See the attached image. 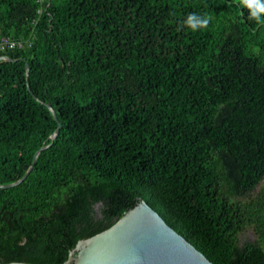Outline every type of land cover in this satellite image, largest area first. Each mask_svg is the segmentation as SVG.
Instances as JSON below:
<instances>
[{
    "label": "trees",
    "instance_id": "16d2710c",
    "mask_svg": "<svg viewBox=\"0 0 264 264\" xmlns=\"http://www.w3.org/2000/svg\"><path fill=\"white\" fill-rule=\"evenodd\" d=\"M249 15L241 0H0V39L28 40L0 52V186L32 166L0 189V264H60L141 200L213 264H264Z\"/></svg>",
    "mask_w": 264,
    "mask_h": 264
},
{
    "label": "water",
    "instance_id": "95a60500",
    "mask_svg": "<svg viewBox=\"0 0 264 264\" xmlns=\"http://www.w3.org/2000/svg\"><path fill=\"white\" fill-rule=\"evenodd\" d=\"M0 60H9L0 57ZM28 74V65H26ZM47 108L55 113L50 105ZM61 124L52 138H55ZM46 147L39 149L33 163ZM32 166L17 182L0 186V189L20 184ZM8 264H29L11 262ZM60 264H213L193 245L187 242L158 212L141 200L133 209L124 213L110 228L84 240L70 251L68 260Z\"/></svg>",
    "mask_w": 264,
    "mask_h": 264
},
{
    "label": "clouds",
    "instance_id": "9594fccd",
    "mask_svg": "<svg viewBox=\"0 0 264 264\" xmlns=\"http://www.w3.org/2000/svg\"><path fill=\"white\" fill-rule=\"evenodd\" d=\"M243 6L249 10V19L254 20L257 24L264 25V0H241ZM211 17L201 16L198 14L188 15L185 25L193 32L206 30L210 23Z\"/></svg>",
    "mask_w": 264,
    "mask_h": 264
},
{
    "label": "built area",
    "instance_id": "2783aa9c",
    "mask_svg": "<svg viewBox=\"0 0 264 264\" xmlns=\"http://www.w3.org/2000/svg\"><path fill=\"white\" fill-rule=\"evenodd\" d=\"M26 42H28V40H14L9 37H3L0 39V52L7 49L22 48L28 45Z\"/></svg>",
    "mask_w": 264,
    "mask_h": 264
},
{
    "label": "rangeland",
    "instance_id": "374dc122",
    "mask_svg": "<svg viewBox=\"0 0 264 264\" xmlns=\"http://www.w3.org/2000/svg\"><path fill=\"white\" fill-rule=\"evenodd\" d=\"M263 185H264V181H262V183L257 187L255 193L259 192L261 186H263ZM243 236L253 237V234L250 231H246Z\"/></svg>",
    "mask_w": 264,
    "mask_h": 264
}]
</instances>
